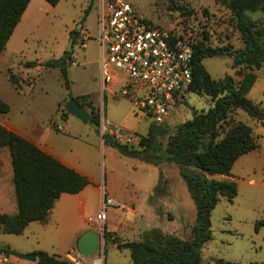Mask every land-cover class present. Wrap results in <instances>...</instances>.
<instances>
[{
  "label": "rangeland",
  "instance_id": "rangeland-1",
  "mask_svg": "<svg viewBox=\"0 0 264 264\" xmlns=\"http://www.w3.org/2000/svg\"><path fill=\"white\" fill-rule=\"evenodd\" d=\"M127 1L153 22L175 33L194 40L206 35L207 44L211 46L228 45L235 50L245 46L229 8L230 0ZM28 7L0 58V93L11 105L10 112L0 116H7L26 134L30 133L34 124L43 127L37 130L36 136L29 134L30 137L39 139L40 132L44 145L56 151L57 158L69 163L84 162L88 175L93 179L103 177L108 187L118 193V198L134 196L139 203H143L149 199V192L155 194L151 199L155 205L154 211L148 210L144 204L139 212H127L125 218L133 220L134 227L126 232L119 229L121 240L139 239L152 228L181 238H191L196 206L179 166L159 158L156 163L150 162L144 158V154L124 155L109 143L102 149L101 135L94 132L91 123H85L67 111L71 93L75 97L87 95L100 113V124L104 120L107 128L116 124L130 132L147 135L150 126L155 124L150 116L135 112L129 98L119 91L115 92L119 84L112 82L107 89H102L98 61L97 0H60L55 5L46 0H34ZM249 14L264 32V13ZM75 30L78 32L73 42L72 33ZM67 50H71L70 58L66 59L69 87L60 67L43 65L47 60L65 56ZM27 61H37L38 64L26 67ZM203 64L214 79L228 74L236 80L242 77L237 73L238 67L233 66L232 56H209L203 59ZM9 69L20 80L24 79V83L33 82L31 90H26L27 95L19 97L15 93L9 79ZM255 71L259 78L248 97L264 109V66ZM212 104L210 96L192 92L185 104L179 105L168 120L155 124L166 129L157 137L159 144L165 148L169 136L176 132L182 122L192 118L196 110H207ZM230 117L251 126L259 146L242 154L235 161L231 175L225 176L236 183L238 193L232 200L220 195L213 208L212 239L203 246L201 264H264V226L255 229L256 221L264 218V127L260 120L240 108L233 109ZM55 124L61 128H56ZM228 126L224 123L223 130ZM222 136L223 133L220 138ZM1 164L0 209L11 192L5 161ZM213 176L224 177L219 174ZM158 195L161 201L157 200ZM32 242L21 233H7L0 228V246L14 251L9 252L10 264H38V259L30 261L21 258V254L26 253L22 251ZM111 245L114 243H108L106 249L107 264H132L128 248Z\"/></svg>",
  "mask_w": 264,
  "mask_h": 264
},
{
  "label": "trees",
  "instance_id": "trees-1",
  "mask_svg": "<svg viewBox=\"0 0 264 264\" xmlns=\"http://www.w3.org/2000/svg\"><path fill=\"white\" fill-rule=\"evenodd\" d=\"M55 5L60 0H46ZM30 0H0V54L6 48L16 25L20 21ZM229 8L236 19L245 46L239 50L228 45L211 46L208 36L199 40L190 39L193 45V84L191 91L208 95L213 104L207 110L195 111L192 118L182 122L176 132L168 138L163 148L158 135L166 129L152 124L147 135H141L140 147L120 144L113 145L124 155H143L150 162L165 159L179 166L180 174L186 181L196 206V221L191 238H181L164 233L158 228L146 231L139 239L123 241L107 232L108 241L118 248L130 250L132 264H201L202 249L212 239L211 212L220 195L232 200L238 193L235 182L225 178L231 175L235 161L244 153L259 146L253 129L242 121L231 119L233 109H243L251 117L261 121L264 127V109L248 97V93L259 75L255 69L264 66V32L256 26L249 12H263L264 0H230ZM78 31L72 33L73 42ZM70 51L60 58L47 60L45 67H60L65 83L69 87L66 59ZM229 55L233 66L242 75L236 80L232 75L214 79L206 70L203 59L209 56ZM37 61L25 62L34 67ZM10 81L20 86L19 77L8 70ZM77 101L89 110L91 119L101 121L87 95L76 96ZM11 105L0 96V113H7ZM224 123L229 125L224 129ZM223 136L220 138V135ZM8 147L12 166L13 182L18 204L15 214L0 213V228L3 232L20 234L31 221L45 222L56 200L63 192H80L89 178L74 167L66 165L48 153L34 141L0 124V148ZM219 174L223 178L213 175ZM264 226V218L256 221L255 229ZM10 253L13 250L5 246ZM38 264H74L59 254L37 251Z\"/></svg>",
  "mask_w": 264,
  "mask_h": 264
},
{
  "label": "built area",
  "instance_id": "built-area-1",
  "mask_svg": "<svg viewBox=\"0 0 264 264\" xmlns=\"http://www.w3.org/2000/svg\"><path fill=\"white\" fill-rule=\"evenodd\" d=\"M99 64L102 89L119 84L120 92L135 112H142L155 124L164 123L192 93L193 45L189 38L158 25L127 0H100L98 5ZM84 44V43H82ZM120 144H139L141 136L119 125L106 127ZM118 206L103 193L100 207L87 221L96 226L98 247L91 256L69 254L74 264H105L108 247L106 222L110 208ZM89 257V259H86ZM0 264H10V254L0 249Z\"/></svg>",
  "mask_w": 264,
  "mask_h": 264
},
{
  "label": "crops",
  "instance_id": "crops-1",
  "mask_svg": "<svg viewBox=\"0 0 264 264\" xmlns=\"http://www.w3.org/2000/svg\"><path fill=\"white\" fill-rule=\"evenodd\" d=\"M33 1L34 0H30L28 6H30ZM99 3H100V0H97L98 5ZM28 6L26 10L29 8ZM25 12L26 11H24V13ZM20 21L16 25L12 35L15 33V30L17 29ZM2 53L0 54V58L2 56ZM99 68H100V64H99ZM26 73L29 74L28 72ZM32 83L33 82L31 81L24 83V79H21L20 86L16 87L11 82V84L13 85L15 89V93L19 97L27 95L26 90L27 89L31 90ZM0 96L3 99L5 98L1 93H0ZM178 108L179 107L173 110V112L170 114L168 119L174 113H176ZM7 113H0V115L1 114L6 115ZM0 124L34 141L41 148H43L48 153L54 155L55 157L58 156L57 153H54L56 151H52L48 149L46 145H44L40 132L38 133L40 136L38 137L39 139L30 137L29 134H33V136H36L37 130H40L43 128L41 126H38V124H34L30 128L29 134L24 133V131L16 127L12 122L9 121V118L7 116H0ZM55 127L58 129L61 128L60 125H56V124H55ZM44 132H45V128H44ZM133 133L138 134L135 131ZM138 135L141 136V134H138ZM100 140H101L100 148L104 149V146H106L108 142L105 143L102 136H100ZM135 146L140 147L139 144H136ZM94 147L96 148V146ZM58 159H60L66 165L74 167L80 173L86 175L89 178L90 182L80 192H77V193L63 192L60 195V197L56 200V202L54 203V206L51 209L50 214L48 215V218L45 222L31 221L26 226V228L21 233V235L26 237L27 240H29V242H32V241L33 242L30 244V246L27 249H25V251H22V252L28 253L32 251H36V252L45 251V252H48L49 254H59L63 256L64 258H67L68 260H70L69 254H75L76 241L78 237L80 236V234H82V232L90 228L96 230V226L90 224L87 221V218L89 216L94 215V212L98 211L101 201H102L104 191L107 194L111 195L116 201V203L118 204V206L112 207L108 211L106 229H107V232H111L113 236L119 237L120 240L122 236L118 232L119 229L126 232L128 230H132L134 227L133 220L125 218L129 210H132V213L139 212L141 205L143 206L144 204L148 210H153V211L155 210L154 202L151 201L152 196H154L155 194L149 192V195H148L149 199L145 201L146 203L140 202L141 204L139 203V201H137V199L134 196H128V197H124V199H120L117 197L118 193L114 192L111 187H108L103 177L97 176L96 179H93L92 177L88 175L84 162L75 161L73 163H69L60 157H58ZM3 160L5 161V164H6L7 177L10 182L9 189L11 190V192L9 195V199H7V202L1 205L0 213L15 214L18 211V204H17L15 187H14V182H13V166H12L11 154H10L8 147L0 148V166L2 165L1 163ZM157 197H158L157 200L159 201L162 200V198L159 195ZM157 204H158V201H157ZM130 217L132 218V216ZM110 242L111 241H108V243ZM114 245H111V246H114ZM105 264H107L106 259H105Z\"/></svg>",
  "mask_w": 264,
  "mask_h": 264
},
{
  "label": "water",
  "instance_id": "water-1",
  "mask_svg": "<svg viewBox=\"0 0 264 264\" xmlns=\"http://www.w3.org/2000/svg\"><path fill=\"white\" fill-rule=\"evenodd\" d=\"M67 111L76 115L85 123H91L94 132L103 136L109 144H113V137L111 134L103 133L100 122L91 119V113L81 105L76 97L71 93L67 101ZM98 232L95 229H87L76 241V252L81 256H91L94 254L98 247ZM21 257L30 261L38 259L37 252H28L21 254Z\"/></svg>",
  "mask_w": 264,
  "mask_h": 264
}]
</instances>
